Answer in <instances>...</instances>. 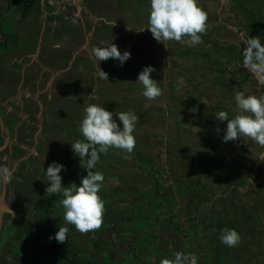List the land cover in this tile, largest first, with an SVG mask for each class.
Instances as JSON below:
<instances>
[{
  "label": "rangeland",
  "instance_id": "1",
  "mask_svg": "<svg viewBox=\"0 0 264 264\" xmlns=\"http://www.w3.org/2000/svg\"><path fill=\"white\" fill-rule=\"evenodd\" d=\"M199 3L208 13L209 27L202 35L203 43L196 46H188L186 43L176 41L165 42L164 46L163 43L157 42L146 28L148 27L150 0H83L82 5L77 6L81 9V15L78 18L80 21L79 24L77 23L80 34L70 33L67 37L64 36L65 34L58 35L57 42L60 41V43L53 46V54L56 47V51H60L56 53H59L65 60L66 67L60 72V69L53 66L46 78H42V80L48 79V83L45 84L43 80L38 84V100L42 105L32 114L31 120L36 128L40 127L36 133V142L34 143L33 140L25 142L26 153H23L24 149L18 144H24L23 140L29 139L23 132L28 124L22 123L15 129H10L9 132L10 138L20 140L17 145L13 144L12 151L14 148L20 149V154L27 157L32 155L31 158L34 160L30 158L33 160L31 168L28 167L31 166L30 159L24 165L20 164V168L15 167L20 172L19 174L26 173L25 183L23 181L21 188H18L14 194V198L18 197L21 207L17 203L13 205L12 202L17 201L10 198V195L6 197L5 202L12 212L2 220L1 229L7 228L14 218L21 217L23 223H26L28 219L32 220L29 222L32 226H23L22 230H33L37 224L33 225L36 216L32 214V210L37 212L39 229L33 231L37 232L35 234L39 236V239L33 244V249L42 250L46 236L47 241H51L47 244V254L45 253L42 259L38 257V264H54V260L50 261L49 256L64 257V254H67V258H61L55 264H81L75 258V250H85L80 248L86 241L88 247L91 245L92 249L97 250L98 246L108 245L109 242L106 241L114 238L116 228L113 222L115 220L112 217L113 214L112 216L108 214L113 212V208L107 206V210L106 205L112 204L116 200L115 196H121L123 186L125 189L141 187L138 184L140 179L136 176L127 183H125L127 176L123 177L122 186H119L118 180H115L120 178L124 172L127 174L132 171L134 165H131L127 171L126 159L132 164H134L133 160L142 159L140 162L147 166L149 172H153L150 183L156 182L157 192H166L165 189L168 186L165 184L171 181L175 189H188L191 195L190 202L193 201L202 206L200 209L203 211L205 203L208 205L213 196L214 201L212 202L217 205L223 202H235L234 198L231 200L227 187L230 179L227 180L224 174L225 177L221 176L224 179L222 183L214 180L212 185L214 190L204 182L197 186L186 184L182 187V183L175 179L178 178L175 175L179 170H183V166L176 163L178 157L180 159L189 158V152H192L195 156L193 161L203 159L197 157L198 154L212 155L210 160L213 162L218 161L216 158H229L235 161L233 173H238V180L235 181L240 182L241 185V181H245L243 189H239L246 194L243 195L241 202L244 203V200L250 202L251 197L257 198L254 206L257 210H252V205L246 207V226L250 229H257L258 225L254 226L257 221L264 225V148L243 137L224 142L223 136L227 121H218L215 118V114L221 110L227 111L229 118L234 116L236 91L248 89L256 95L264 93V86L259 85L252 74L243 67L242 56L243 48L246 46L243 39L253 36H259L262 39L264 24L258 20L259 12H256L257 9L253 10V6L249 5V0L246 2L245 0H199ZM24 4L27 3L24 2ZM75 10L77 9L70 5L67 16H72ZM249 17L251 19H248ZM141 28L145 29L139 31ZM63 37L64 41L61 40ZM101 41L114 43L121 53L129 51L130 59L126 60L122 66L114 58L97 61L92 56V49L101 46ZM98 63L100 68L108 73V81L99 79ZM149 65L155 68V71L150 74L151 77L158 80L159 86L163 89V95L156 100H148L144 97L142 95L143 86L137 81L139 72ZM180 77L183 78L182 85L178 80ZM92 103H98L112 111L113 118L120 127L122 124L115 115L119 111L132 109L138 115L139 121L133 133L136 146L131 153L114 148L108 151L111 157L115 156L114 154L122 156L123 161L125 160L124 162L120 160L122 165L119 164V160L112 158H110L112 162H108L109 158L106 157L108 153L100 154V161L94 170L103 172L105 176L99 193L105 202L103 225L97 231L81 234L75 230L73 225H66L65 221H62L64 220V208L60 203L62 195L48 196L45 194L46 187L50 183L47 181L45 171L53 161L62 164L64 168L60 175L62 186L65 187L71 183L79 185L81 178L87 174L86 169L80 164L79 156L73 152L71 143L80 139L79 125L84 116V108ZM19 118L11 117V121L17 122ZM196 128L199 130L197 131ZM217 128L220 129L219 132L216 131ZM35 129L32 127L30 132L26 133L32 137ZM214 145L216 149H212ZM199 151L203 152L196 155L195 153ZM29 153L32 154L29 155ZM169 158L176 159V162L171 163ZM11 165L12 163L8 166L11 167ZM109 166L115 170H113L114 179L108 174ZM197 166H201L204 171V164L198 163ZM215 166L224 171L221 173H225L226 170L228 172L231 168V164L227 165V163L223 166ZM213 175L219 174L214 172ZM146 176L149 177V175ZM192 176L194 177V174ZM207 177L208 181L213 182L209 176ZM174 179L177 180V184ZM250 179L253 183L249 182ZM142 181V183H147V179ZM236 187L235 190H237ZM225 189L227 192L223 196ZM128 194L126 192V196ZM201 198L203 199L200 200ZM129 204L121 205L119 209H116L117 203L113 204L117 210L116 220L125 217L136 218L138 213L136 207L133 205L129 207ZM125 209H128L127 213ZM198 211L200 210L192 213L199 214L204 220L215 219L213 213L208 212L209 214L205 217ZM178 212L180 215L178 220H180L183 211L179 208ZM143 216L145 213H142ZM193 220V224L202 222V218L197 216ZM61 225L69 228L68 239L64 243H59L54 238ZM204 230L205 227L200 230L202 236H204ZM50 236L53 237L51 240ZM30 242L31 239H28L22 243L29 247ZM207 247L205 244V248ZM123 248L135 254L130 246L123 244ZM33 249L29 250L30 255H33ZM89 249L86 251L88 252ZM258 249L260 252L256 255H264V244ZM15 250L20 252V246L15 247ZM22 250L26 253V249ZM183 251L197 254V251L188 249ZM144 253H146L145 250ZM147 256L148 253L145 257ZM71 258H74V262Z\"/></svg>",
  "mask_w": 264,
  "mask_h": 264
},
{
  "label": "crops",
  "instance_id": "2",
  "mask_svg": "<svg viewBox=\"0 0 264 264\" xmlns=\"http://www.w3.org/2000/svg\"><path fill=\"white\" fill-rule=\"evenodd\" d=\"M249 1V5L253 6V10L257 9L256 12H259L258 20L264 24V0ZM24 2L27 4L25 5ZM82 3L83 0H0V164L7 163L9 165L12 163L10 168L14 170L12 181L6 185L0 184V264H38V257L42 259L45 253L47 254V244L51 242L47 241L46 236L42 245L43 249L40 251L33 249V244L39 236L34 235V231L31 229L22 230L23 226H27L29 222H32L30 219L23 223L21 217H16L7 228L1 229L2 220L12 212V209L5 202L6 197L10 195V198H14L15 191L21 188L23 181L24 183L26 181V173L19 174L20 172L15 167L20 168V164L24 165L32 156L30 155L32 153H29L30 156L28 157L22 153L20 154L21 151L17 148L12 151L13 144L17 145L20 140L10 138L9 132L10 129L13 130L22 123L28 124L29 128L24 129L23 132L29 139H24V144L18 145L24 149L26 147L25 142L30 140L36 142V133L40 127L36 128L35 123L31 120L32 114L42 105L38 100V84L43 82L44 79L42 80V78H46L53 66L60 69V72L66 67L65 60L61 58L59 53H56L60 52L56 51V47L53 54V46L60 43V41L57 42L59 34H65L66 37L70 33L80 34L77 23L79 24L80 21L78 18L81 15V9L79 8V11L77 6L79 7V4L82 5ZM70 5L77 10L72 12V16L69 17L66 13ZM248 19H251V17ZM64 39L63 37L61 40L64 41ZM261 43L264 44V37L261 39ZM44 83L47 84L48 79H45ZM11 117L20 118L17 122H13ZM30 127L36 128L32 132V137L26 133L27 131L30 132ZM214 146L212 149L217 148L216 145ZM22 152L26 153V149ZM33 152L35 153V151ZM202 152L199 151L195 154ZM109 154L110 152L106 155L109 158L108 162H112L110 158L119 160L120 165L125 161H123L122 156L119 157V155L113 153L115 156L111 157ZM189 155V158L184 157V159L178 157L177 162L176 159L169 158L171 163L176 162L183 166V170H179L178 174L175 175V177H178L175 179L182 183V187H185L186 184L197 186L204 182L208 183L213 189L214 180L222 183L224 179L221 176L225 174L226 179H230L227 187L231 200L234 198L233 201L235 202H223L217 205L212 202L214 201L213 196L212 201L208 205L205 203L204 209L201 211L200 207L202 206L197 204L196 207L195 202H190L191 195L188 189H175L172 187L171 181H168L169 184H165L168 186L165 189L166 192H157V184L156 182L150 183L152 174L148 171L147 166L140 162L142 159L133 160L134 164L126 159L127 171L131 165H134L132 171L127 172V174L124 172L120 178L115 180H118L119 186H122L126 176L125 183L136 176L140 179L138 184L141 187L139 189L137 187L125 189L123 186L121 196H115L116 200L112 204L108 203L106 205L107 210V206L113 208V212L108 214L111 216L113 214L112 217L115 220L113 222L116 228L115 236L113 235L114 238L106 241L109 242L108 245H100L97 250L92 249L91 245L88 247L86 241L83 247L80 248L85 250H75V258L78 262L81 264H160L161 259L172 258L173 252L178 251V249H188L197 251L202 264L264 263V255H256L260 252L258 247L264 244V225L257 221L254 225H258L257 229H250L246 226L247 219H245L248 205H252V210H257L254 208L257 198L251 197L250 202L244 200L245 204L241 202V199L244 198L243 195L246 194L239 189H243L242 186L245 181H241L242 185L240 182L235 181L238 180V173H233L235 161L220 157L216 158L218 161L213 162L210 160L212 155L206 154V156L198 154L197 157L203 159L193 161L192 159L195 156L192 152H189ZM31 159L34 160V158ZM31 159L29 168L33 167V160ZM198 163L204 164V171H202L201 166H197ZM226 163L227 165L231 164V168L228 172L226 170L225 173H221L224 171L215 166H223ZM113 170L111 166H109V169L107 168L108 174L114 179L115 173H113ZM214 172L219 175H213ZM192 174H194V177ZM146 175H149V177ZM207 176L213 182L208 181ZM143 179H147L146 184L142 183ZM177 180H175L176 184ZM235 187L237 190H235ZM126 192L129 193L128 196H126ZM226 192L227 189L222 195L224 196ZM17 198V196L14 198L17 202L12 203L13 205L17 203L21 207V203H18ZM114 203H117L116 209L126 203H130L129 207L131 205L135 206L138 212L136 218L128 219L125 217L116 220L117 210L113 206ZM179 208L183 211L180 220H178V217H180L178 215ZM127 210L125 209L126 213ZM197 210H200L198 212L204 214L205 217L206 214H209L208 212L213 213L215 219L204 220L199 214L194 215L192 212ZM142 213H145V216L142 217ZM32 214L36 216L33 223V225H36L37 220H39L37 212L32 210ZM195 216L202 218V222L193 224ZM221 218H223L222 221ZM204 227V236H202L200 230H203ZM182 228L183 230H181ZM192 228L196 229L193 230ZM223 228H232L238 231L241 236L238 246L228 247L221 243L220 235ZM32 234L33 237H31ZM28 239H31V247H26L22 243ZM123 244L124 246H130L135 254L124 249ZM205 244H207V248H205ZM17 246H20V252L15 250ZM88 248L90 249L87 252ZM22 249H26V253ZM32 249L33 255H30L29 250ZM144 250L146 253H144ZM147 253L148 256L145 257ZM63 256L52 255L49 256V259L50 261L54 260L56 263L61 258H67V254ZM71 261L74 262V258H71Z\"/></svg>",
  "mask_w": 264,
  "mask_h": 264
},
{
  "label": "clouds",
  "instance_id": "3",
  "mask_svg": "<svg viewBox=\"0 0 264 264\" xmlns=\"http://www.w3.org/2000/svg\"><path fill=\"white\" fill-rule=\"evenodd\" d=\"M115 22L112 24L114 26ZM208 13L200 5L199 0H150L148 27L153 38L163 43L176 41L196 46L203 43L202 35L207 32ZM145 28L139 29L143 31ZM185 37L187 39L185 40ZM243 67L264 86V44L259 36L243 39ZM101 46L93 47L92 56L97 61L114 58L123 63L130 59L129 51H121L110 42L101 41ZM155 68L151 65L143 67L137 81L143 86L142 95L148 100H156L163 95V89L158 80L151 77ZM99 79L108 81V73L97 65ZM183 84V78H178ZM246 92L248 93L246 95ZM236 109L232 118L227 111L221 110L215 114L218 121H227L223 141H234L240 137L250 139L264 148V93L256 95L248 89L236 91L234 95ZM120 127L113 118V112L98 103L88 104L84 108V116L79 125L83 139L71 143L73 152L79 156L80 164L87 174L81 178L79 185L71 183L62 186L60 175L64 166L53 161L45 171L47 181L45 194L62 195L60 203L64 208L63 219L66 225H73L81 234L97 231L103 225L105 202L99 194L105 181L103 172L94 170L100 161V154H107L109 149H119L131 153L136 146L134 132L139 121L134 110L116 112ZM197 131L199 130L196 128ZM196 131V132H197ZM220 131L219 128L216 129ZM14 170L7 164H0V184L12 181ZM250 183L253 181L250 179ZM69 228L60 226L55 233V240L64 243L68 239ZM53 237H49L51 240ZM221 243L228 247H236L241 241L237 230L221 229ZM160 264H198V256L194 253L177 251L172 258H163Z\"/></svg>",
  "mask_w": 264,
  "mask_h": 264
},
{
  "label": "trees",
  "instance_id": "4",
  "mask_svg": "<svg viewBox=\"0 0 264 264\" xmlns=\"http://www.w3.org/2000/svg\"><path fill=\"white\" fill-rule=\"evenodd\" d=\"M26 128H28V127H26ZM79 138L82 139V135H81L80 132H79ZM150 173L153 174V172H151V171H150ZM202 199H203V198H201L200 200H202ZM196 207H197V204H196ZM59 218H60V216H59ZM62 221H64V220H62ZM37 225H39V224L37 223ZM61 226H62V225H61ZM66 227H68V226H66ZM33 236H34V235L32 234L31 237H33ZM65 249H66V248H65ZM58 250H59V249H58ZM67 250H68V249H67Z\"/></svg>",
  "mask_w": 264,
  "mask_h": 264
},
{
  "label": "built area",
  "instance_id": "5",
  "mask_svg": "<svg viewBox=\"0 0 264 264\" xmlns=\"http://www.w3.org/2000/svg\"><path fill=\"white\" fill-rule=\"evenodd\" d=\"M178 251H182V252H185V253H188V252H190V251H183V250H181V249H178ZM175 252H177V251H175ZM174 252V253H175ZM174 253H173V255H174ZM191 253H194L195 255H197L195 252H191ZM198 256V255H197ZM198 264H202V262H200V260H199V257H198Z\"/></svg>",
  "mask_w": 264,
  "mask_h": 264
},
{
  "label": "flooded vegetation",
  "instance_id": "6",
  "mask_svg": "<svg viewBox=\"0 0 264 264\" xmlns=\"http://www.w3.org/2000/svg\"><path fill=\"white\" fill-rule=\"evenodd\" d=\"M38 229H39V227H38L37 225L34 226V228H33V230H35V231H37ZM35 233H37V232H34V235H35ZM37 239H39V238L37 237L36 240H37ZM35 242H36V241H35ZM35 242H34V243H35ZM17 252H18V251H17ZM35 253H36V252H35Z\"/></svg>",
  "mask_w": 264,
  "mask_h": 264
}]
</instances>
